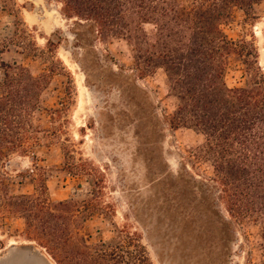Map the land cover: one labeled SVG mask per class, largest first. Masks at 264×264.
Listing matches in <instances>:
<instances>
[{"label": "rangeland", "instance_id": "1", "mask_svg": "<svg viewBox=\"0 0 264 264\" xmlns=\"http://www.w3.org/2000/svg\"><path fill=\"white\" fill-rule=\"evenodd\" d=\"M62 8L58 0H0V61L48 78L36 113L48 138L35 158H13L11 194L45 189L43 198L74 201L92 214L84 227L81 216L58 221L91 247L116 240L107 252L89 250L96 260L85 255L79 264H258L261 229L246 220L228 225L226 207L216 209L205 138L170 124L176 100L164 71L143 75L126 41L97 39ZM226 33L254 42L264 72V2L251 15L236 10ZM243 70L233 65L229 86L245 84ZM64 149L73 174L64 167ZM25 228L21 217L0 219V260L12 246L42 248Z\"/></svg>", "mask_w": 264, "mask_h": 264}, {"label": "trees", "instance_id": "2", "mask_svg": "<svg viewBox=\"0 0 264 264\" xmlns=\"http://www.w3.org/2000/svg\"><path fill=\"white\" fill-rule=\"evenodd\" d=\"M58 1L63 15L77 19L79 29L97 39L126 41L143 75L164 71L169 95L176 100L170 124L204 136L202 152L214 170L211 188L216 209L226 207L228 225L246 220L260 227L258 264H264V72L254 42L234 41L226 33L236 10L251 15L264 0ZM4 53L0 49V57ZM235 63L244 67L243 86L227 83ZM0 69V219L23 218L26 238L46 249L57 264H79L85 255L96 260L89 250L107 252L105 248L116 240L91 247L80 231L61 229L59 220L75 221L81 216L84 227L91 217L77 209V202H51L42 197L45 189L40 190L42 195L11 194L7 175L13 158H35V151L48 138L49 131L36 119L48 78L33 76L17 61L2 60ZM64 153V167L73 174L69 153L66 149Z\"/></svg>", "mask_w": 264, "mask_h": 264}, {"label": "water", "instance_id": "3", "mask_svg": "<svg viewBox=\"0 0 264 264\" xmlns=\"http://www.w3.org/2000/svg\"><path fill=\"white\" fill-rule=\"evenodd\" d=\"M0 264H52L42 248L34 246H12Z\"/></svg>", "mask_w": 264, "mask_h": 264}, {"label": "bare ground", "instance_id": "4", "mask_svg": "<svg viewBox=\"0 0 264 264\" xmlns=\"http://www.w3.org/2000/svg\"><path fill=\"white\" fill-rule=\"evenodd\" d=\"M47 258L52 262V264H55L48 256H47Z\"/></svg>", "mask_w": 264, "mask_h": 264}]
</instances>
